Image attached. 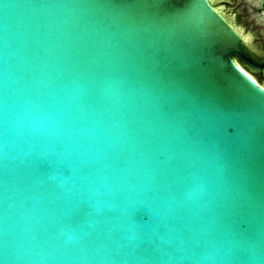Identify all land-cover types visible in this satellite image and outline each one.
I'll list each match as a JSON object with an SVG mask.
<instances>
[{
	"label": "water",
	"instance_id": "95a60500",
	"mask_svg": "<svg viewBox=\"0 0 264 264\" xmlns=\"http://www.w3.org/2000/svg\"><path fill=\"white\" fill-rule=\"evenodd\" d=\"M236 26L0 0V264H264V24Z\"/></svg>",
	"mask_w": 264,
	"mask_h": 264
},
{
	"label": "flooded vegetation",
	"instance_id": "af4514ba",
	"mask_svg": "<svg viewBox=\"0 0 264 264\" xmlns=\"http://www.w3.org/2000/svg\"><path fill=\"white\" fill-rule=\"evenodd\" d=\"M209 1L211 5L237 30L238 28L236 26V23L243 25L249 29H255L258 24H264V0H233V2L230 1L223 2L228 10L234 12L233 15L235 19H231L229 16L223 14L212 0ZM250 53H251V58H253L252 60L254 62L264 66L263 59H257L251 50ZM243 67H247V66L243 65ZM252 71L255 70L252 69L249 70V72H251V74L254 76L255 74ZM257 72L264 73L263 70H257ZM254 77L257 79L258 82L264 83L262 80H260L258 76H254Z\"/></svg>",
	"mask_w": 264,
	"mask_h": 264
},
{
	"label": "trees",
	"instance_id": "16d2710c",
	"mask_svg": "<svg viewBox=\"0 0 264 264\" xmlns=\"http://www.w3.org/2000/svg\"><path fill=\"white\" fill-rule=\"evenodd\" d=\"M253 59V58H252ZM238 62L241 64V65H245V63L242 61V60H240V59H238Z\"/></svg>",
	"mask_w": 264,
	"mask_h": 264
},
{
	"label": "snow or ice",
	"instance_id": "6c2138e0",
	"mask_svg": "<svg viewBox=\"0 0 264 264\" xmlns=\"http://www.w3.org/2000/svg\"><path fill=\"white\" fill-rule=\"evenodd\" d=\"M261 91H264V88H262Z\"/></svg>",
	"mask_w": 264,
	"mask_h": 264
}]
</instances>
